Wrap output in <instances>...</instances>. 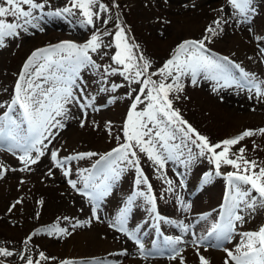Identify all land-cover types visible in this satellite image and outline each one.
<instances>
[{
    "label": "snow or ice",
    "instance_id": "1",
    "mask_svg": "<svg viewBox=\"0 0 264 264\" xmlns=\"http://www.w3.org/2000/svg\"><path fill=\"white\" fill-rule=\"evenodd\" d=\"M226 3L233 10L232 16L238 24L250 23L256 13L252 0H226ZM44 7L45 4L37 0H0V48L6 47V39L18 38L21 32L27 33L29 28H39V17L34 15V10H43ZM108 10L101 0H69V6L49 15L75 16L79 12L83 17L79 21L80 25L95 29L97 20L105 25L109 23L110 17L103 19L101 16ZM220 12H224L223 7ZM228 23L224 16L214 19L205 28L200 39H184L179 42L169 58L158 68L154 67V62L143 53L135 51L138 45L130 43L125 29L119 23L116 25L115 51L110 57L112 63L103 67L101 79L108 83L111 76L123 77L130 89L126 95L131 103L121 129L123 142L104 154L87 151L61 158L59 150L49 149V145L53 144L60 130L66 127L64 121L73 118L72 106H77L83 113L80 127L87 124L88 109L99 110L95 105V97L88 96L80 83V71L86 67L101 71V65L93 60L90 53L113 47L112 43L104 44L102 40V35L112 36L113 33L104 31L101 34L100 30L96 29L91 38L83 44L61 41L34 50L23 64L10 101L0 104V109H4L0 113V150L17 155L23 165L18 170L22 172L31 171L32 165L38 164L46 154L49 155L54 167L62 169L71 188L87 197L94 205L92 214L97 221H101L98 215L100 203L112 194L122 174L134 169L135 184L145 185L147 191H136L128 196L109 227L133 241L141 259L146 260L155 253L163 255L167 252L170 261L187 264L185 248L179 247L183 244L193 249L198 264H211V260L201 251H207L208 247L221 249L225 253L224 264H264V225L256 231L240 233V243L234 249L226 246L234 238L237 226L246 222L245 215L241 213H248L250 216L258 207L264 208V161L248 159L245 156V146L233 151L235 146L240 145L246 138L264 136V128L246 129L233 137L213 142L185 119L180 109L174 106L175 101L180 100L185 91L184 78L190 79L193 86H199L201 80L211 82L214 93L232 87L247 89L250 93L249 99L264 102V81L258 80L254 74L247 72L240 63L229 56L221 55L209 47L215 38L223 33V25ZM254 39L257 41L259 54L264 56V47L260 46L264 43V36L257 35ZM123 86L112 83L111 91L115 92ZM100 91L107 92L109 89L102 87ZM114 99L109 102H114ZM108 131L111 134L110 122ZM115 139L119 141L121 138L116 136ZM253 146L254 149L258 147L255 141ZM141 154L146 156L158 171L163 170L169 161L178 162L187 168L197 159L205 158L214 166V175L224 177L226 192L219 220L210 224L206 234L198 236L193 230L194 225L181 222L178 226L183 232L191 233L190 243L181 237H164L163 248L154 245L150 251L138 236L140 228L129 230L128 218L138 197H143L150 205L149 212L154 214L152 219L155 221L153 227L157 231L161 221L175 223L165 220L157 211L156 196L152 194V185L141 167ZM93 157L98 158L94 160L91 168L79 169L78 179H72L69 163ZM222 166L231 167L232 171L222 172ZM6 171L8 169L0 163V178H3ZM48 175H52L51 169ZM212 178L213 173H206L203 183H209ZM165 182L169 185L168 190L172 191L173 181L166 179ZM81 183L82 187L79 186ZM179 183L183 186L185 180L181 179ZM19 203L21 200H17L9 211ZM38 203L43 205L44 201L40 200ZM181 203L185 210L190 209V205ZM209 215H202L199 219L206 221ZM63 219L69 220V217ZM80 226V222H77L71 227L75 229ZM40 231L37 230L23 241L25 250H28L33 236L39 235ZM45 231L49 235L71 234L58 223ZM14 254L8 248L0 247V256L11 257ZM122 254L127 255V251L124 250ZM21 259L25 260V264H40L41 260L48 261L55 257L49 258L41 251L39 260L34 261L31 256L26 257L23 254ZM60 264L103 262L65 259L61 260Z\"/></svg>",
    "mask_w": 264,
    "mask_h": 264
},
{
    "label": "rangeland",
    "instance_id": "2",
    "mask_svg": "<svg viewBox=\"0 0 264 264\" xmlns=\"http://www.w3.org/2000/svg\"><path fill=\"white\" fill-rule=\"evenodd\" d=\"M114 1L116 10L125 22L123 28L129 42L138 45V49L135 51L143 53L144 56L152 60L154 67H160L169 58L172 50L179 42L184 39H200L205 28L214 19L224 16L229 23L223 25V33L216 37L214 43L209 47L221 55L232 56L234 61L242 64L251 73L249 68L254 66L255 62L253 52L259 53V49L256 48V45L253 46L255 51L249 47L242 48L239 42L234 41L233 38L231 39L235 18L232 16L233 10L226 2L222 0ZM37 2L45 4L43 10H34V15L39 17L37 21L39 28H29L27 33L21 32L18 38L6 39V47L0 48V104H6L10 101L23 64L34 50L61 41L83 44L91 38L96 29H99L101 34L104 31H109L113 35H102V40L104 44L112 43L113 47H105L97 53H90L93 60L101 65V71L97 72L91 67L83 68L80 71V83L88 96L95 97V105L99 110L88 109L87 124L85 127H80V120L84 118L83 113L77 106H72L71 116L73 118L64 121L66 127L60 130L53 144L49 145V149L59 150L61 158L79 152L92 151L98 154L109 152L123 142L121 129L131 103L126 95L130 89L123 77L111 76L108 78V83H104L101 79L102 69L112 63L110 57L115 51L114 33L117 31L116 25L118 22L117 16L112 12V8L110 9L111 3L109 0H101L109 9L101 16L103 19H109V17L110 19L107 25L97 20L94 29L91 26L80 25L79 21L83 17L80 16L79 12L75 16L58 17L49 15V13H54L69 6V0H37ZM252 6L256 9V13L251 22L239 26L245 27L244 33L246 32L253 38L257 35L264 36V0H252ZM221 7L224 8L223 13L220 12ZM193 19L196 20V23H192ZM230 44H232L233 50L230 48L228 50L229 52L232 50L230 53L224 52V49H227L226 47ZM260 46L264 47V43ZM262 73V75H259L257 70L252 71V74L258 80L264 81V71ZM112 83L123 84L124 86L113 92L111 91ZM183 83L185 91L181 94V99L175 101L174 106L180 109L185 119L213 142L233 137L246 129L264 128V120L256 119L258 115L264 117V102H258L261 107L257 106L255 108V103H253L247 109L232 103V107L227 109L231 102L225 100V94L223 93L225 89L219 93H214L212 92L211 82L204 80L200 81L199 86H193L188 78H184ZM102 87H107L109 91L101 92ZM132 87H136V85H132ZM200 90L214 96L215 102L226 107L222 111H218L216 105H210L204 100H197L193 97L192 92ZM113 98H115L114 102L110 103L109 101H113ZM245 99L251 102L255 101L250 100L247 96ZM235 109L240 116L247 110H249L250 115L237 119L238 117L231 116L230 113L231 110ZM3 110L0 109V113ZM241 120L242 122H240ZM109 122L112 129L111 134L108 131ZM116 136H120L121 139L116 140ZM253 141L258 145L255 149ZM241 146L246 147L245 156L248 159L264 161V136L258 135L246 138L240 145L235 146L233 151ZM1 152L0 163L8 171H6L3 178H0V195H2V199H5L2 201L3 206L0 207V247L8 248L15 253L11 257L0 256V261L3 264H25V260L21 259V254L26 257L31 256L34 261L38 260L41 251L47 257H55V259L41 260L40 264H59L61 260H72L71 257L80 258L79 261L86 262L99 260L103 264H125L128 260L131 262L130 264H158L157 262L141 259L135 243L128 244L124 234L109 227V224L118 215L120 208L124 206L128 196L136 191H147L145 185L137 186L135 184L136 174L134 169L124 172L116 183L112 194L100 203L98 215L103 221L101 222L93 217L92 209L94 205L87 197L71 188L67 183V178L63 175L62 169L54 167L49 155L46 154L38 164L32 165L31 171L22 172L18 170L23 165L18 160L17 155ZM141 157V167L152 185V194L156 196L157 207L159 206L160 209L164 210L165 220L175 221L171 224L161 221L159 227L161 232L158 231V235H156L154 230L156 228L153 227L155 224L152 219L153 214L149 212L150 205L143 197H138L128 218L127 227L129 230H135L144 223L140 231L146 232L141 238L146 249L151 251L154 245L163 248L164 237H181L182 240L190 243L191 233H184L182 228L178 226L181 222L187 225L190 224L185 218L177 216V210L173 207V204L183 207L181 201L187 200L188 205L191 206L187 213L190 211L199 213L194 216L197 222V225H194V231L198 229L206 233L210 224L219 220L220 201L226 192V180L223 176L214 175V166L207 159L199 158L187 168L178 162L169 161L163 170L158 171L157 167L146 156L141 154ZM97 158L71 161L68 165L72 169L71 178L78 179L79 169H90ZM11 169L17 170L12 171ZM49 169L52 170V175H48ZM221 171H232V169L228 166H222ZM206 173H213L212 180L207 184L203 183V177ZM166 179L173 181L172 191L168 190L169 185L165 182ZM181 179L185 180L183 186L179 183ZM21 181H24V183H21ZM79 186L82 187V183ZM17 200H21V203L16 204V207L9 211V208ZM40 200L44 201L43 205L38 203ZM159 214L163 215L161 212ZM205 214H210L208 220L196 219ZM241 214L245 215L246 222L237 226L231 249H234L240 243V233L256 231L264 225V208L258 207L256 211L251 212L250 216L248 213ZM64 217H69V220H64ZM77 222H80L82 226L73 229L72 224ZM57 223L60 227L67 228L71 234L56 233L49 235L45 231ZM101 227H104L106 231L103 232L104 229H100ZM37 230H41L40 234L33 236L28 245V250H25L23 241ZM80 231L94 233L97 240L110 237L109 241L112 240L111 238L116 241L121 238L128 245L123 247V249H126L127 255L122 254L123 249H118L98 253L97 255L83 256L82 248L74 251L77 245L75 238H77ZM196 234L201 235V233ZM45 240L56 242L54 247H59V250H62L63 245L68 246L69 252L74 251V256H68L65 252L60 253V251H54L53 248L47 249L43 245L41 246ZM179 247L190 250L188 245L182 244ZM129 250L132 253H129ZM165 253L167 256L169 255V253ZM155 254L149 258L161 256ZM204 255L211 260V264H224V254L221 256L214 250L213 252H206ZM185 257L187 264H198L193 249ZM159 260V264H164L165 260L161 258ZM172 262L177 263L176 261Z\"/></svg>",
    "mask_w": 264,
    "mask_h": 264
},
{
    "label": "bare ground",
    "instance_id": "3",
    "mask_svg": "<svg viewBox=\"0 0 264 264\" xmlns=\"http://www.w3.org/2000/svg\"><path fill=\"white\" fill-rule=\"evenodd\" d=\"M223 2H226V0H222ZM219 7V5H218ZM192 23H196V20L193 19ZM234 23H235V26L233 28V31H232V35H231V39L233 38L234 41H237L239 42L243 48H250L251 50L255 51L254 48L252 45L254 44L255 40L252 39L251 37L247 36V34L244 33V29L245 27L243 26H239L240 24L236 23L235 19H234ZM178 42V41H176ZM245 44V45H244ZM247 44V45H246ZM250 44V45H249ZM227 49H224V52L228 53L229 49L232 48L233 50V46L232 44L229 45L228 47H226ZM231 50V51H232ZM230 51V52H231ZM229 52V53H230ZM255 60L257 62H259L262 66H264V63L260 61L259 59V55L258 54H255ZM225 94L228 93L227 95V102H231L229 104V106L227 107L228 108H231L232 107V103L236 104V105H240L242 108H245L247 109L248 106V103L249 101H244V99L241 97V96H238V94L236 92H233L232 90L230 89H227L224 91ZM192 95L193 97H195L197 100H204L206 101L207 103H209L210 105H216L218 111H222L224 109V107H226L225 105L223 104H220L218 102H215L214 100V96H211L209 94H207L206 92L200 90V91H193L192 92ZM255 103V108L257 106L261 107V105L258 103V102H254ZM231 113V116H235V117H238L237 119L243 117V116H249V110L243 112V115L240 116L237 114V111L236 109L235 110H231L230 111ZM257 120H264V117L263 116H260L258 115L256 117ZM242 122V120L240 121ZM2 195H0V207L3 206V203L2 201H4L5 199H2L1 198ZM184 208L182 207H179L178 209V215L179 216H182V213L184 212ZM100 229H104V227H101ZM106 231L105 229L103 230V232ZM110 240V237L109 238H102V239H98L97 240V236L94 234V233H84V231H80L77 235V238H75V241L77 243L76 247H75V250L76 249H80L82 248V255L83 256H92V255H97L98 253H105V252H109V251H116L118 249H123V247H126V244L123 242V240L121 238L117 239L116 241L114 239H112L111 241ZM56 244V242H53V241H49V240H45L42 245L44 247H46L47 249H51L53 248L54 251H57L60 253H67V255H70V256H74V251L72 252H69V249H68V246H62V250H59V247H54ZM191 250L192 248L190 247V250L187 248L185 251H184V256H186L189 251L191 253ZM202 252L204 253H209V252H212L211 248H208L207 251H204L203 249H201ZM220 254V253H218ZM224 254V253H223ZM159 259H151L150 262H157L159 264ZM131 262L128 260L126 261L125 264H130ZM164 264H177V263H173L172 261L168 260V259H165V262Z\"/></svg>",
    "mask_w": 264,
    "mask_h": 264
}]
</instances>
